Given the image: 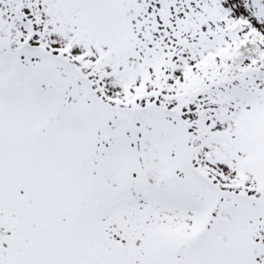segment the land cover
<instances>
[{"label": "snow or ice", "instance_id": "snow-or-ice-1", "mask_svg": "<svg viewBox=\"0 0 264 264\" xmlns=\"http://www.w3.org/2000/svg\"><path fill=\"white\" fill-rule=\"evenodd\" d=\"M0 264H264V0H0Z\"/></svg>", "mask_w": 264, "mask_h": 264}]
</instances>
